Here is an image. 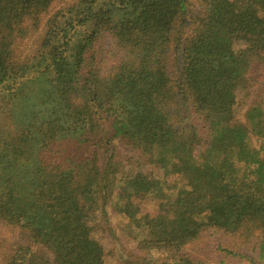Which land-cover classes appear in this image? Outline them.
I'll return each mask as SVG.
<instances>
[{
  "label": "trees",
  "instance_id": "obj_1",
  "mask_svg": "<svg viewBox=\"0 0 264 264\" xmlns=\"http://www.w3.org/2000/svg\"><path fill=\"white\" fill-rule=\"evenodd\" d=\"M54 1L0 0V92L16 127H0V222L28 236L4 264H106L94 223L108 206L145 234L127 264H201L183 248L209 227L261 232L263 258L264 104L246 124L235 116L238 91L264 74V0H80L14 62ZM104 39L119 56L107 72ZM134 154L150 170L125 171Z\"/></svg>",
  "mask_w": 264,
  "mask_h": 264
},
{
  "label": "rangeland",
  "instance_id": "obj_2",
  "mask_svg": "<svg viewBox=\"0 0 264 264\" xmlns=\"http://www.w3.org/2000/svg\"><path fill=\"white\" fill-rule=\"evenodd\" d=\"M78 1L80 0H55L50 9L41 16L38 27H31L28 21L25 27H29L30 33L22 39H16L13 61L23 62L24 59L33 57L40 48L41 36L50 17ZM190 4L193 5L191 9L196 7V0H190ZM197 6H199L198 0ZM99 45L98 60L104 72H107L114 66L119 56L117 57L110 39H104ZM253 75L256 79L238 91L235 121L241 124L247 123L246 114L251 107L264 104V74L260 79H258L259 75ZM13 104H15L13 100L8 97L3 98L0 92V127L11 135L16 131L8 115ZM258 143L256 138L252 139L254 146ZM116 146H118L116 155L121 159H129L125 147L121 143H116ZM129 155L132 158V155ZM148 169L150 170V166L143 161H137V155L134 154L133 160L127 162L125 171L146 172ZM137 204L143 214L155 216L158 212V205L151 197L142 198ZM95 221L96 235L104 248L106 264H127L128 261L143 256L144 253L139 250V242L145 238V234L133 229L132 224H129L130 221L118 215L112 206L99 211ZM261 238V232H255L247 237L242 233L229 234L221 229L209 227L204 229L194 242L184 246L183 253L196 256L197 262L201 264H264V257L260 258ZM26 239L28 236L26 237L17 226L0 222V264H4L5 256L13 254L21 243L26 242Z\"/></svg>",
  "mask_w": 264,
  "mask_h": 264
}]
</instances>
